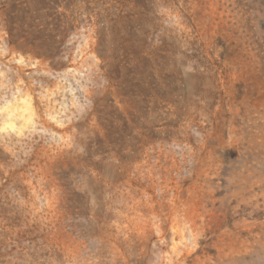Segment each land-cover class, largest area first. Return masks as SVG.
Masks as SVG:
<instances>
[{
    "label": "rangeland",
    "instance_id": "374dc122",
    "mask_svg": "<svg viewBox=\"0 0 264 264\" xmlns=\"http://www.w3.org/2000/svg\"><path fill=\"white\" fill-rule=\"evenodd\" d=\"M0 264H264V0H0Z\"/></svg>",
    "mask_w": 264,
    "mask_h": 264
},
{
    "label": "bare ground",
    "instance_id": "6f19581e",
    "mask_svg": "<svg viewBox=\"0 0 264 264\" xmlns=\"http://www.w3.org/2000/svg\"><path fill=\"white\" fill-rule=\"evenodd\" d=\"M5 107L9 109V112L7 113V115L10 116V117L15 116V114H20V112L17 110L16 107L10 106V103L7 104V106H5Z\"/></svg>",
    "mask_w": 264,
    "mask_h": 264
}]
</instances>
